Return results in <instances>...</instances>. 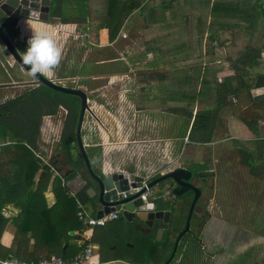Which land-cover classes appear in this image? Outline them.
<instances>
[{
	"label": "rangeland",
	"instance_id": "rangeland-1",
	"mask_svg": "<svg viewBox=\"0 0 264 264\" xmlns=\"http://www.w3.org/2000/svg\"><path fill=\"white\" fill-rule=\"evenodd\" d=\"M81 28L78 25L75 31L67 33L64 38H59L63 59L55 69L52 80L80 88L88 94L89 108L83 122L82 138L86 146L91 143L102 145L103 156L99 163L101 170L103 168L108 172L132 170L142 176L153 177L177 167L207 162L208 168L212 170L210 176L215 178V184L214 197L209 201L207 208L208 219L200 235L199 249L203 256L201 264H233L240 255L251 249L253 252L247 264H264V235L261 234L264 231V179L252 175L249 167L242 163L228 126L230 122L233 133L240 132L236 127L243 121L240 122L236 117L258 126L262 125L264 105L253 101L248 95V92L253 96L262 93V90L256 88L252 90L255 75L264 71L260 66L262 64L255 66L258 71L254 68L244 77L246 86L239 97L234 98L232 94L224 95L226 105L216 119L213 141L205 144L190 143L187 137L177 138L175 134L180 128L182 118L187 117L191 110L195 114L198 109L214 108L215 104L211 101L208 102V105L213 104L210 106L200 102L192 105L184 100L167 102L171 93L161 90L162 87L155 91L156 86L151 84V78L155 80V77L150 76L148 72L150 70L145 68L140 60L139 63L128 60L129 65L124 60L110 62L104 69L103 64L97 63L98 61L117 58L121 52H140L149 46L144 45L141 39H136L137 34L131 32L112 46L101 47L92 44L90 33L83 32ZM57 32L54 37L59 34ZM242 37L237 43L214 45L207 42L201 45L202 50L207 51L208 67L213 69L209 62L216 55L223 62V68H228L224 74L230 72V65L238 60L237 55H241L248 45L262 43L260 34L255 36L253 42H247L248 39ZM0 45V102H2L37 85L38 81L13 60L1 40ZM213 46L218 49L215 50ZM72 55L73 61L87 63L85 74L58 77L63 73L61 67L64 64L68 65L67 62L71 60ZM263 58L264 52L260 59L261 63ZM194 65L191 64L192 69ZM242 68L244 69L243 66ZM105 72H109L110 75ZM178 72L176 69L175 83L183 77ZM122 74L127 76L121 78ZM95 76L97 78H93ZM65 115L66 110L63 107L54 115H45L40 130V145L45 149V158L54 161L63 172L70 168L66 165L64 153L59 146ZM241 125H243L241 129H246L244 131L248 134L247 130H250L248 124ZM240 141L249 144L251 139ZM166 183L165 180L162 184L156 185L152 197H156L155 192L158 189L163 193L164 190H169ZM120 222L123 220L120 219ZM110 224L103 227L102 235L105 241L100 245V249H94V256L97 252L104 254L105 258L123 256L124 260L132 261L136 256L135 251L128 249V240L119 241L108 234ZM96 242V239L92 241L93 244ZM115 246L116 249L111 250Z\"/></svg>",
	"mask_w": 264,
	"mask_h": 264
},
{
	"label": "trees",
	"instance_id": "trees-1",
	"mask_svg": "<svg viewBox=\"0 0 264 264\" xmlns=\"http://www.w3.org/2000/svg\"><path fill=\"white\" fill-rule=\"evenodd\" d=\"M151 1L51 0L49 20L77 23L85 32L90 33L93 42H99V31L106 28L108 41L112 43L130 16L138 9L148 8ZM236 1L239 9L238 15L245 21L248 18L246 30L254 38L260 34L262 43L261 45H248L238 60L231 65L237 73L234 76L225 77L222 82H219L216 74L208 69L202 76L199 89L200 72H196L195 75H185L177 81L176 89L170 92V99L184 100L192 105L196 102L208 105L209 101L215 104L214 108H201L195 114L191 110L187 113V117L182 118L180 128L175 134L177 138L187 137L190 143L205 144L213 141L216 119L226 105L224 95L232 94L234 97H239L242 88L246 85L244 78L246 71L243 72L242 66L254 67L260 63L264 52V0ZM254 1H256L255 7H253ZM246 5H248V11L245 9ZM228 6H231L230 0H218L214 2L213 10L216 11L219 7L228 14ZM151 10L148 11L149 15L153 14ZM7 35L14 41L20 54L26 50L29 38L21 39L15 27H9ZM180 65L185 66L183 63L176 64L175 67L179 72L182 70L179 68ZM61 69L63 73L58 77L81 76L85 74L86 70L85 66L77 71L75 67L69 68L65 64ZM210 77L213 79H209ZM235 80L237 84L233 86ZM253 87H264V71L255 75ZM248 95L253 101L264 105V93L253 96L248 92ZM60 107L66 110L59 137V146L64 153L66 165L70 167L65 175H62L54 167L51 160L45 158L44 149L40 145L43 117L56 114ZM80 108L81 98L78 95L55 90L40 82L23 93L8 97L0 102V260L10 255L33 262L53 257L71 259L81 253L88 244V241L81 240L80 233L86 226L79 220L78 210L79 202L86 204L90 200L88 189L92 187L93 178L86 168L77 143ZM246 123L253 132L254 138L249 144L238 139L233 142L242 163L249 167L250 173L255 177H263L264 139L261 129L257 124ZM85 149L94 172L99 174L101 172L99 163L103 156L102 145L91 143ZM206 168L208 165L201 163H194L191 166L193 171ZM77 175H80L83 180L82 186L77 192H69L64 195V191L67 189L66 181ZM160 176L161 174H156L151 180ZM163 182L165 180L153 185V188ZM49 190L56 196L64 195L62 201L59 202V208L48 205L45 193ZM162 193L161 189L155 192L154 202L160 209H173L174 216L170 228L165 231L160 240L156 239L154 233L150 235L141 233L138 238L134 237L133 227H129L127 232L123 233L124 237L120 231L116 233L117 240H128L132 244L131 250L135 251L136 255L132 262L164 264L172 252L175 237L187 216L191 195L187 193L182 196L185 206L175 209L173 204L160 199ZM8 204L19 208V213L16 216L7 217L3 214ZM9 220L16 230L11 245L6 247L1 240ZM71 231H77V234L72 235ZM261 234L264 235V231ZM190 239L192 238L189 233L182 237L175 258L168 264H176V260L179 258L177 264L198 263L199 245L197 243L192 245ZM31 241L33 247L30 250ZM192 248L194 250L191 252ZM252 252L253 249L246 251L233 264H247L251 259ZM112 259L114 258L107 260Z\"/></svg>",
	"mask_w": 264,
	"mask_h": 264
},
{
	"label": "crops",
	"instance_id": "crops-1",
	"mask_svg": "<svg viewBox=\"0 0 264 264\" xmlns=\"http://www.w3.org/2000/svg\"><path fill=\"white\" fill-rule=\"evenodd\" d=\"M216 1L218 0H152L148 8L138 9L130 16V18L125 22L124 26L122 27L114 42L110 43L108 41V31L106 28H103L99 31V42L92 41V44H96L101 47L112 46V44L123 40V36L125 34L127 36V34L132 32L137 34L136 39H141L142 43L144 45H148L149 47L144 46L146 50H142L140 52H121L118 54L117 58H110L108 60L98 61L97 63H102L103 68L105 69L106 64L110 62L124 60L125 63L129 65L128 60L137 61V63H139L140 60L142 61V64H144L145 68H148L150 70L148 71L151 74L150 76L155 77V80H152L151 78V84L154 87L156 86V92L159 91V87H162L161 90H164L167 93H170L171 91H174V89H176L177 83L174 82V73L176 70L175 65L179 63H183L185 65L179 66V68L185 69L179 72L180 74H182L183 77L185 75H195L196 72H200V77L198 80V89L201 86L202 76L205 73L206 69H208L212 73H215L216 76H218L217 79L219 82H222L223 79L227 76H234L237 71L236 69L232 68L231 65L229 69L230 72H226L224 74L225 70H228V68H223V62L221 61V59L217 58L216 55H214L215 57H212V60L209 62L210 66H213V69H211V67H208L206 59L207 51L202 50L201 45H204L207 42L214 45H223L224 43L227 44L230 42L237 43L240 42L241 36H243L242 38L248 39L247 42H253L255 38L252 34L249 33L248 30H246L247 28H245L248 26V18L245 21L242 17L238 15L239 9L237 7L238 3L236 0H230L231 6H228V14H226L224 10L220 9L219 7L216 11L213 10V4ZM255 3L256 1H254L253 7H255ZM150 9H152L151 12L153 14L149 15L148 11ZM153 9L155 10L153 11ZM245 9L248 11V5L245 6ZM56 22L59 21H43L29 17H22L15 28L17 29L19 37L21 39L30 38V36L32 35V28H46L50 30L53 35H55V32L58 31L59 34L57 35V37H53L57 40L59 44H61V42H59V38H64L67 33L75 31V29L79 25L77 23H60L59 25L54 24ZM82 31L85 32L83 29ZM244 31H246V33H244ZM174 46H177L178 48ZM212 48H214L215 50L218 49L216 46H213ZM72 57L73 55L71 56V60H68L67 62V66L69 68L75 67L77 71H79L83 66L87 68V63L83 64L78 60L73 61ZM239 57L240 55H237L236 58L238 59ZM192 63L195 64V67L193 66V69L191 68ZM201 64L202 66H200ZM259 64H262L260 66H262L261 68L264 69V58L263 63L260 62L258 63V65ZM255 66L252 68L245 66L244 69L242 68L243 72L246 71V75H248L250 71H252L254 68L258 71L257 67ZM105 73L107 74L109 72ZM222 74H224L223 78ZM120 76L122 78V76H127V74H122ZM159 77L161 80H159ZM93 78L97 77L95 76ZM209 79H213V77H210ZM236 84L237 81L235 80L233 82V86H235ZM254 89L255 88L253 87L252 90ZM256 90H262V93H264V87L256 88ZM170 101L174 102V100L172 99H167V102ZM236 118H238L240 122L243 121V123H239L236 127L240 132L233 133L234 131L232 129V126L230 122H228L229 129L232 132V138L238 140H252L254 138L253 132L251 130H247L248 134H246L244 131L246 129H241V127H243V125L241 124L246 123V121L239 117ZM259 128L261 129L262 137L264 139V120L262 121V125L259 126ZM52 162L54 163V167L58 169L62 173V175L67 174L68 170H70L69 168L65 172H63V169L59 168L54 161ZM102 172L105 175H108L113 173L114 171L108 172L103 168ZM128 173L139 174L137 172ZM37 178L38 176L36 177V179ZM82 184L83 180L80 175H77L76 177L67 180V189H64V195L69 192H77L82 186ZM45 195L49 206L59 208V202L62 201L64 195L56 196L50 190L47 191ZM89 197L91 198V193H89ZM154 198L155 197H153V199L150 198V201H154ZM92 205L94 207V202L91 200L87 201V203L84 204L89 214L95 216L96 210L92 207ZM18 213L19 208L14 207L12 204H8L3 211V214L7 217L16 216ZM121 220H123L122 223L118 218L116 220L109 221L106 225L95 226L96 228L93 227V236L91 240L84 239L83 232L86 230V228H84V230L80 233L81 240H85L88 241V243H92V241L96 239L97 242L94 243L95 249H100V245H102L103 241H105L102 235V232L104 231L103 227L107 226L109 223H111L109 225V235L116 238V233L120 231L122 236L124 237L123 233H125V231L127 232V229L130 227L128 225L130 222L125 219ZM97 227L102 229L98 230ZM135 229L140 230L137 228ZM15 230V226L13 225L11 220H9V223L7 224L4 230L1 240L4 246L9 247L11 245ZM74 234H77V231H74ZM140 234V232L135 231L133 233V236L138 238ZM145 235H150V233H146ZM32 247L33 242L31 241L29 249L31 250ZM128 247H130L128 249L131 250L132 244L129 243ZM114 249L116 248L113 247L111 250ZM122 257L123 256L116 257L112 260H107L109 258H105L104 254L95 252V256L93 257V259L95 264H139L136 262L124 260V257Z\"/></svg>",
	"mask_w": 264,
	"mask_h": 264
},
{
	"label": "water",
	"instance_id": "water-1",
	"mask_svg": "<svg viewBox=\"0 0 264 264\" xmlns=\"http://www.w3.org/2000/svg\"><path fill=\"white\" fill-rule=\"evenodd\" d=\"M50 4L51 0H0V40L11 54L13 60L26 71H28L27 66L23 65L20 53L16 49L14 41L7 35L6 29L9 27H16L22 17H29L43 21L49 20ZM36 80L55 90L76 94L81 98V108L77 125V143L84 158L88 172L99 185L97 200L94 207L92 205V207L96 210V216L100 217L103 214L113 212L120 204H124V210L119 214V219H125L130 223L134 222L136 216L142 217V215L151 214L153 215V219H156L159 222L160 229L157 234V239L159 240L163 234L164 228L168 227L171 211L168 209L158 208L154 201H145L140 198L139 195L145 188L139 192L130 193L127 197H123L121 195L122 192L129 191L131 187L142 186L144 177L136 173L114 171L106 178H101L92 168L86 153V145L82 138L83 122L86 110L89 108V99L86 91L77 87L65 86L52 79L45 78L44 76L38 75ZM192 175V171L186 168H177L162 174L160 177L149 183V186H153L162 180L172 178L180 185L187 184L195 190V197L187 215L185 228L179 234L173 252L164 264H168L171 261L176 252L179 239L190 229V220L194 211V206L200 195V190L198 188H195L190 183H187ZM88 190L89 193H91V196L96 195V191L93 187ZM136 228L140 229L138 227ZM70 234L74 235V231H71Z\"/></svg>",
	"mask_w": 264,
	"mask_h": 264
},
{
	"label": "flooded vegetation",
	"instance_id": "flooded-vegetation-1",
	"mask_svg": "<svg viewBox=\"0 0 264 264\" xmlns=\"http://www.w3.org/2000/svg\"><path fill=\"white\" fill-rule=\"evenodd\" d=\"M201 164L206 165L207 162H202ZM177 168H186V169L192 171L193 175L191 176V178L188 180L187 183H190L193 187L198 188L200 190V195L198 197V200L196 201V204L194 206V211H193V214H192V217L190 220V229L186 233H189L191 235L192 239H190V240L192 242V245H194L193 243H195V244L197 243L199 245V248H201V236L200 235H201V233H202V231L206 225L207 219H208V215H207L208 209L207 208H208L209 201L212 200V198L214 197L215 178L210 176V174H211L210 172L212 171L210 168H206V169L198 170V171H193L191 169V166H185V167L182 166V167H177ZM177 168H175V169H177ZM98 175L101 178H106L110 174L105 175L101 170V172ZM153 180H151V181H153ZM166 184L169 186V190L164 191V193H162L160 199L163 202H170L171 204H173V207L175 209H177L179 207L183 208L185 206V200L182 196L189 193V195H191L190 196L191 202L189 205V209H190L191 203L195 197V190H193L187 184H185V185L181 184L180 185L179 183H177V181H175L172 178H168ZM92 187L95 189L96 195L91 196L90 200L93 201L95 204V202L97 200V194L99 192V185H98L97 181L94 179L92 181ZM151 187H153V186H151ZM151 198L153 199V197H151ZM167 209L171 211V216H170V219L168 222V227L164 228V231H163L161 238L164 236L165 231L168 228H170V226L173 222L174 211H173V209H170V208H167ZM189 209H188V212H189ZM187 215H188V213H187ZM186 219H187V216L185 218V221H184L182 228L180 229V231L177 233V235L175 237L174 246H175V243H176V240H177L179 234L185 228ZM128 225L130 227H133L134 231H138L142 234H146V233L153 234L155 232L156 239H157L158 230L160 229L159 222L156 219H153V215H151V214H145V215H142V217L136 216L134 222L129 223ZM136 227L140 228L141 231L136 230L135 229ZM186 233H184L183 236ZM182 237L179 239L178 245H179V242L182 239ZM178 245H177V248H178ZM174 246H173V249H174ZM173 249H172V252H173ZM193 250H194V248L191 249V252ZM199 251H200V258H199L197 264H201L202 263L201 261L203 258L200 249H199ZM172 252H171V254H172ZM176 252H177V249H176ZM176 252H175V254H176ZM171 254H170V256H171ZM175 254H174L173 258L171 259V261L175 258ZM169 257H168V259H169ZM179 259L176 260V264L178 263Z\"/></svg>",
	"mask_w": 264,
	"mask_h": 264
},
{
	"label": "built area",
	"instance_id": "built-area-1",
	"mask_svg": "<svg viewBox=\"0 0 264 264\" xmlns=\"http://www.w3.org/2000/svg\"><path fill=\"white\" fill-rule=\"evenodd\" d=\"M107 174V173H106ZM144 181L142 186L131 187L129 191L122 192L123 197H127L130 193L139 192L143 188L144 191L139 195L145 201H150V198L153 196V187L149 186V183L152 179L150 176H143ZM124 210V204L117 206L116 210L107 214H103L100 217L96 215H90L83 203L79 202L78 218L81 220L85 226L86 230L83 232V237L85 240H91L93 234L92 229L95 226L106 225L109 221H113L119 218V214ZM94 249L95 245L88 243L84 250L77 254L71 259H63L61 257H53L51 259H43L39 262L26 261L10 255L9 257L0 260V264H95L94 263Z\"/></svg>",
	"mask_w": 264,
	"mask_h": 264
},
{
	"label": "clouds",
	"instance_id": "clouds-1",
	"mask_svg": "<svg viewBox=\"0 0 264 264\" xmlns=\"http://www.w3.org/2000/svg\"><path fill=\"white\" fill-rule=\"evenodd\" d=\"M27 44L26 50L20 54L23 65L27 66V74L33 78L39 75L52 79L55 69L63 59V49L51 31L46 28H32Z\"/></svg>",
	"mask_w": 264,
	"mask_h": 264
}]
</instances>
